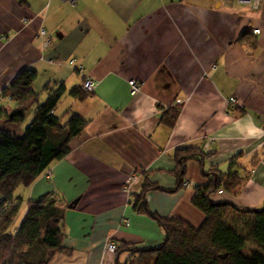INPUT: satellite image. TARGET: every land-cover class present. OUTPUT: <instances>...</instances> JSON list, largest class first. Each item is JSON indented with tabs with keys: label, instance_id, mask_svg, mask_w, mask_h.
<instances>
[{
	"label": "crops",
	"instance_id": "1",
	"mask_svg": "<svg viewBox=\"0 0 264 264\" xmlns=\"http://www.w3.org/2000/svg\"><path fill=\"white\" fill-rule=\"evenodd\" d=\"M26 70L35 72L32 90L43 99L65 86L60 117L88 121L69 155L23 189L25 204L55 196L67 207L62 247L68 254L50 264L124 263L127 253L104 256L108 242L159 248L164 233L131 204L145 179L166 192L176 189L180 149H197L206 158L186 164L192 188L146 195L153 214L200 228L204 217L191 205L194 188L208 183L210 170L226 173L234 161L245 179L239 195L218 192L212 202L263 206L264 0L254 6L235 0H76L74 6L0 0V96ZM86 80L95 84L90 97L72 99L70 92ZM131 80L141 85L134 96ZM15 107L0 97V110Z\"/></svg>",
	"mask_w": 264,
	"mask_h": 264
},
{
	"label": "trees",
	"instance_id": "2",
	"mask_svg": "<svg viewBox=\"0 0 264 264\" xmlns=\"http://www.w3.org/2000/svg\"><path fill=\"white\" fill-rule=\"evenodd\" d=\"M35 80V72L23 71L0 96L16 106L10 113L0 110V264H50L56 256L68 254L62 247L67 207L60 197L28 201L24 218L16 226L24 203L16 192L29 189L50 164L66 158L72 140L88 125L75 114H70L69 120L57 116L66 92L63 84L40 102V96L32 90ZM70 97L84 101L90 95L75 88ZM28 117L31 121L23 129ZM175 157L176 189L166 192L145 179L142 192L131 204L136 214L151 219L162 230L163 244L147 250L121 245L116 256H129L124 263L116 264H264V204L257 209H240L229 202L216 204L211 200L218 192L229 197L239 195L245 179L235 161L226 173L210 170L208 183L194 188L191 205L204 217L200 228H192L180 218H161L149 210L147 194H175L185 181L186 164L201 162L206 155L197 149H180Z\"/></svg>",
	"mask_w": 264,
	"mask_h": 264
},
{
	"label": "built area",
	"instance_id": "3",
	"mask_svg": "<svg viewBox=\"0 0 264 264\" xmlns=\"http://www.w3.org/2000/svg\"><path fill=\"white\" fill-rule=\"evenodd\" d=\"M65 4H68V5H70V6H74L75 5V3H76V0H62ZM261 0H235V4L237 5V6H242V5H257L259 2H260ZM27 21V20H26ZM254 33V35H259V31H254L253 32ZM40 37L44 40V42H45V47H48L49 45H50V40L48 39V38H46V34H45V32H41L40 33ZM71 64H73V63H71ZM81 71V70H80ZM128 86H129V88H130V95L131 96H134V95H137L139 92H140V89H141V85L138 83V82H136V81H134V80H131V81H129L128 82ZM94 88H95V84H94V82L93 81H91V80H86L85 82H84V84H83V86H82V91L84 92V93H88V94H90V93H92L93 92V90H94ZM51 174L50 173H48L47 175H46V177H45V179H47V180H49V179H51ZM137 178H135V177H132L131 178V180H132V182H134L135 180H136ZM187 187L188 188H192L193 187V184L192 183H189L188 185H187ZM126 190H128V187H126ZM1 199H0V205H1ZM116 246V245H115ZM113 244H109V245H105V247H104V253L106 254V255H109V256H114L115 254H116V247H115Z\"/></svg>",
	"mask_w": 264,
	"mask_h": 264
},
{
	"label": "rangeland",
	"instance_id": "4",
	"mask_svg": "<svg viewBox=\"0 0 264 264\" xmlns=\"http://www.w3.org/2000/svg\"><path fill=\"white\" fill-rule=\"evenodd\" d=\"M250 6V5H249ZM79 71H80V69H79ZM59 87V86H58ZM39 93V92H38ZM84 94H86V95H90V94H92V93H90V94H88V93H84ZM44 98V97H43ZM235 101L234 100H230L229 101V104L230 105H235ZM6 106V105H5ZM13 105H10L9 107H11V108H13L12 107ZM8 107V108H9ZM60 108H61V106H59L58 107V109H57V111H56V114H57V116H59L60 114H62V111L60 112ZM13 110V109H12ZM64 110H66V109H64ZM60 112V113H59ZM70 118H67V119H65V120H69ZM64 120V121H65ZM30 121H31V119L30 118H27V120L25 121V123H24V126L22 127L23 129H25L28 125H29V123H30ZM136 178H137V176H136ZM185 181H184V183H183V185H182V188L183 189H188V187H187V185L190 183V182H188V181H186V179H184ZM137 180H135L134 182H136ZM127 187V186H126ZM126 187H125V189H126ZM24 190L23 189H19L17 192H16V197L17 198H22V200H24V198L22 197V195H24V193L25 192H23ZM25 201H27V198H26V200ZM24 201V203H22L21 204V207H20V211H19V215H18V218H17V221H16V226H19V224L21 223V221L23 220V218H24V215H25V212H26V202ZM107 245H109V244H113L114 246H115V244L114 243H111V242H108V243H106ZM104 247H105V245H104ZM116 247V251H118V248H117V245L115 246ZM103 251H105L104 249H103ZM116 254H117V252H116ZM116 254L114 255V257L116 256ZM106 254L104 253V256H105ZM112 257H113V255H112Z\"/></svg>",
	"mask_w": 264,
	"mask_h": 264
},
{
	"label": "water",
	"instance_id": "5",
	"mask_svg": "<svg viewBox=\"0 0 264 264\" xmlns=\"http://www.w3.org/2000/svg\"><path fill=\"white\" fill-rule=\"evenodd\" d=\"M77 202L72 203L71 205H69L68 209H72L74 206H76Z\"/></svg>",
	"mask_w": 264,
	"mask_h": 264
},
{
	"label": "bare ground",
	"instance_id": "6",
	"mask_svg": "<svg viewBox=\"0 0 264 264\" xmlns=\"http://www.w3.org/2000/svg\"><path fill=\"white\" fill-rule=\"evenodd\" d=\"M40 98H41V97H40ZM46 98H47V97H46ZM41 99H42V100H44V101H46V100H45V99H43V98H41ZM41 99H40V102H42V101H41ZM177 111H178V110H177Z\"/></svg>",
	"mask_w": 264,
	"mask_h": 264
}]
</instances>
